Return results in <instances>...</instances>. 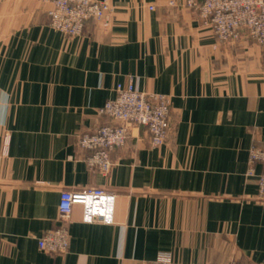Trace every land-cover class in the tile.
Returning <instances> with one entry per match:
<instances>
[{"label":"crops","instance_id":"0c3cea01","mask_svg":"<svg viewBox=\"0 0 264 264\" xmlns=\"http://www.w3.org/2000/svg\"><path fill=\"white\" fill-rule=\"evenodd\" d=\"M108 2V27L68 39L50 4L0 0V264H264V167L248 175L264 148V49L220 44L185 0ZM131 82L170 97L173 129L159 148L134 131L104 176L77 138L111 125L99 110ZM89 189L115 196L113 222L75 206L62 224L61 193ZM62 227L68 254L41 251Z\"/></svg>","mask_w":264,"mask_h":264},{"label":"built area","instance_id":"2783aa9c","mask_svg":"<svg viewBox=\"0 0 264 264\" xmlns=\"http://www.w3.org/2000/svg\"><path fill=\"white\" fill-rule=\"evenodd\" d=\"M50 4L49 26L68 39L81 37L89 22L109 26L113 9L108 0H41ZM173 5V4H172ZM185 6L199 14L212 26L218 42L223 45L239 42L247 35L264 49V0H185ZM153 10V8H151ZM116 98L99 110V116L111 125L93 133L78 135L76 146L87 153L90 170L108 176L113 169L111 155L124 148L134 131L145 129L154 148L168 143L173 129L169 96L139 92L131 82L118 86ZM256 165L264 167V148H253L249 155V176H255ZM258 178V200L264 202V172ZM115 196L101 189L64 191L60 196L59 220L70 221L73 207L82 206L86 223L113 222ZM70 236L66 227L46 232L39 240V249L52 256L69 252ZM154 264L177 263L171 253L159 254Z\"/></svg>","mask_w":264,"mask_h":264}]
</instances>
